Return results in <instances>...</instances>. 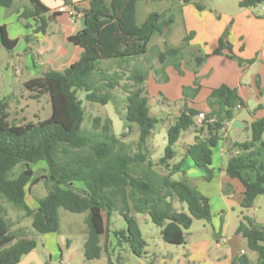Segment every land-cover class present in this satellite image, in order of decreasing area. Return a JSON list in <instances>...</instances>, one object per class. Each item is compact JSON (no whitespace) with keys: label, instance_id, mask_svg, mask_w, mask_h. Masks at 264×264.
I'll return each mask as SVG.
<instances>
[{"label":"trees","instance_id":"trees-1","mask_svg":"<svg viewBox=\"0 0 264 264\" xmlns=\"http://www.w3.org/2000/svg\"><path fill=\"white\" fill-rule=\"evenodd\" d=\"M27 1L28 7L16 11L17 19L24 22L25 29L34 27L33 34H46L48 8L39 0ZM63 1L70 5L68 0ZM81 1L87 4L86 28L68 37L70 43L82 50L79 59L63 71L49 70L24 83L32 92V99L43 94L49 96L50 115L36 123L16 124L9 120L8 100H0V197L30 218L32 229L39 234L59 232L60 209L74 214L86 213L85 261L99 259L105 250L100 240L106 237L113 213H118L126 225L125 230L115 232V235L125 239L137 256L146 242L134 214L148 215L160 229L164 243L183 245L184 232L191 227L193 220L210 223L212 214L207 197L183 179H172L180 168V163L169 168L175 155L173 146L182 132L194 128V143L186 149L183 157L203 170L204 180L210 181L212 149L221 140L224 126L234 119L236 111L245 103L236 89L225 84L212 89L206 99L209 113L201 120L200 126L196 128L195 125L198 111L185 107L167 129L163 156L156 163L148 160L144 148L158 120L149 113L143 87L145 75L152 71L157 83H165L168 81L165 69L170 66L182 75L191 34L183 38L181 47L171 48L163 42L162 50L152 47L148 51L151 36L158 34L165 39L174 25L175 16L170 10L152 12L138 25L136 3L147 0H111L109 6L104 0ZM179 1L182 5H193L198 11L206 9L197 0ZM13 5L14 0H0V6L5 9H11ZM70 6L82 17L80 7ZM238 6L256 9L264 7V0H238ZM228 34L226 28L212 53L235 58L240 67L252 64L253 60L244 62L233 55ZM30 40V35H26L25 41ZM16 44L17 40L9 39L5 25H1L0 46L11 51ZM191 52L196 73L208 55L199 47ZM147 55L153 56L156 68L138 64L130 66L140 58L148 64ZM102 62L111 63L110 74L101 68ZM122 80L127 83L121 85ZM117 87L126 92L124 114L120 119L126 134L115 135L111 120L99 116L92 120L93 131L83 129L84 109L77 93L83 92L84 100L90 103L107 105L113 103L112 91ZM198 89L197 83L194 87H183L182 96L194 98ZM133 125L138 129L137 151L130 154L127 151L129 145L119 137L125 138L131 133ZM249 130L250 141L232 144L231 150L235 153L228 158L225 168L226 175L238 179L244 187L240 202L243 209L251 208L256 197L264 196V118L252 122ZM38 162H43L46 167V175L41 178L35 177L31 168ZM18 166L22 169L13 174ZM155 166L168 172L161 175ZM41 179L47 184L48 191L36 199L37 207L33 210L27 205L25 196ZM74 183L81 184L82 189L75 188ZM171 198L185 204L186 212L176 211L168 201ZM235 234L244 238L248 249L256 253L255 264H264V224L243 216ZM36 245L34 239L10 232L0 206V264H17ZM58 264L68 263L60 259ZM233 264H250V260L241 255Z\"/></svg>","mask_w":264,"mask_h":264},{"label":"crops","instance_id":"crops-1","mask_svg":"<svg viewBox=\"0 0 264 264\" xmlns=\"http://www.w3.org/2000/svg\"><path fill=\"white\" fill-rule=\"evenodd\" d=\"M39 1L49 10L46 14L48 27L44 35L33 34L32 29L34 27L25 29L23 27L24 22L17 19L16 11H22L23 8L28 7L27 0H14V9H9L7 12L6 10L4 12L3 9L5 8L0 6V15L8 13L9 18L7 21L3 20V18L2 20L0 19V26L5 25L8 38L17 40L16 46L23 40L26 46L25 50L32 55H28L31 57V60H25L19 54L11 56L15 65L19 66L21 64L24 66L21 67H23V71L28 75L30 74L29 79L39 77L33 74V68L43 67L42 74L49 70L63 71L69 65L76 62L82 53V50L78 46L68 41V37L74 35L79 30V21L81 19V15L72 10L70 5H77L82 10L87 9V4L81 0H68L70 5H66L63 0ZM233 1L226 4L228 5V9H226L225 5L218 6L215 3L214 10L204 9L202 11H198L191 4L182 5L179 0L138 1L135 6V17L138 25H141L150 13H161L172 8L174 16L180 19V24L178 25L181 26L180 31L174 33L172 28L165 39L158 34H153L148 43V51L152 47H158L162 50L163 42H166L167 46L171 48L181 47L184 44L183 38L191 34V39L187 44L189 47L185 54V60L182 63V75H179L171 66L165 69V73L168 76V81L165 83H157L152 71H148L145 75L143 87L148 98L149 113L157 118V124L161 122L164 128V131L162 129L159 132L160 134H153L151 132L148 137L144 148V153L147 155L148 160L154 162L157 159L158 161L163 156L166 146L167 129L174 123L175 117L185 107L195 109L198 111V114H204V116L209 113L206 99L212 89L225 84L236 89L238 95L245 103L243 108L236 111L234 119L224 126L220 133L221 140L212 149L211 165L214 161L216 167L211 181H205L204 174H202L199 168L189 158L183 157L186 149L194 143L195 129L190 128L182 132L178 141L174 144V146H179V150L174 151L175 155L169 162V168L180 163V168L176 170L175 174L183 175L182 179L184 181L208 198L209 205L211 198L207 195L206 191H208V185L215 179H218V197L223 200H225V195H228L233 190H237L240 194H243L244 187L242 183L238 179L228 177L225 173V168L228 158L235 153V151L231 150L232 144L250 141V124L255 120L264 118V11L259 15L251 9L240 8L238 0ZM104 2L109 6L111 0H104ZM139 5H142L140 6L141 23L137 22ZM150 5L155 7V9H151L154 11L148 9ZM215 13L219 15L218 18ZM258 15L260 17H257ZM29 23L32 25L31 21ZM228 24L230 25L228 41L232 47L233 55L239 57L244 62L253 60L252 64H245L243 67H240L235 58L212 53L217 47L219 36ZM26 35H30L31 37L29 42L25 41ZM196 47H199L202 53L207 54L208 57L195 73L193 71L191 51ZM148 62V67H157L156 61L152 60ZM194 83H197L199 86L197 95L194 98H184L182 96V88L194 87ZM150 103L156 106L155 110H151ZM235 120L240 123L239 127L232 126V122ZM200 123L201 121L195 117L196 128L200 126ZM216 148H219L218 152L215 150ZM167 172L165 170L158 173L166 175ZM73 186L82 189L81 184L74 183ZM25 201L31 209H36V199L31 200L25 196ZM242 216V211H240L234 221L237 222V226L242 222ZM231 218L229 213H227L225 223L223 225L221 223L217 230L213 226H211L210 230L205 229L204 237H201L192 244L190 243L189 249L185 248L189 245L185 238V243L177 246L187 251L186 255L181 258L173 257L171 254L166 256L160 254L157 256L153 253L154 249L152 250V254H150L151 250L147 251L146 257H149L152 264L236 263L241 255L247 256V254L243 249L237 250V241L229 244L224 238V231L231 222ZM186 231L184 232V236L186 235ZM108 237L110 241L112 236L109 230L106 237L101 238L100 243L104 245V240ZM234 238L243 239L246 245V240L241 238L240 235H236L235 231ZM85 239L86 234L81 239L83 244ZM218 242L219 245H217ZM156 245L166 247V243L164 242H160V244L156 243ZM38 246L37 244L35 248L36 254L40 262L46 264L45 260L40 257Z\"/></svg>","mask_w":264,"mask_h":264},{"label":"rangeland","instance_id":"rangeland-1","mask_svg":"<svg viewBox=\"0 0 264 264\" xmlns=\"http://www.w3.org/2000/svg\"><path fill=\"white\" fill-rule=\"evenodd\" d=\"M197 1L200 4L205 5L206 9L208 10H214L215 3H217L218 6L225 5L226 9H228V5L226 4L228 2H234L233 0ZM140 6L142 5H139V13L137 15L138 23H141L142 21ZM11 9H14V5ZM148 9L150 11H154L151 9H155V7L150 5ZM3 10L4 12L5 10L7 12V10L9 9ZM251 10L254 13L257 12L259 15H261V13H263L264 11L261 9V6ZM170 11L171 13H173V8ZM2 18L3 20L7 21L9 19L8 13L0 15L1 20ZM179 22L180 19L178 17H175V23L172 26L174 33L180 31L181 29V26H178L180 24ZM226 28H228L229 32L230 25L228 24L224 28V30ZM25 49L26 46L23 40L18 46L15 47L13 51H5L0 46V100L5 98L8 100L9 120L16 124L26 122L36 123L39 120L47 118L51 112L49 96L47 94H43L38 99H32V92L28 91L24 86V83L29 80L30 74L28 75L25 71H23V65L20 64L19 66H17L13 63V60L11 59L12 55L15 56L16 54H19L25 60H31L30 56L32 55H30ZM146 58L148 59V61H155L153 56L151 55H147ZM136 64L148 66L149 62L147 64L144 58H140L136 62H132L130 66ZM101 68L106 69L108 71V74H110L112 70L110 62H102ZM43 69V67H38L37 69L33 68L32 71H34L33 74L35 76H41ZM125 83L127 82L125 80H122L120 84L123 85ZM112 94L114 97L113 103H108L107 105H100L96 103H90L84 100L83 92L80 91L77 93L78 98L82 101V106L84 109V120L82 122L83 129L93 131L92 120L94 117L99 116L103 119L109 117L112 121V132L118 136H120L121 134H126L127 131L123 128V122L120 120L124 114V98L126 96V92L117 87L112 91ZM150 108L151 110H155L156 106L153 103H150ZM162 125L163 124L161 122L158 123L152 130L153 134H160L159 132L162 129L164 131ZM137 137L138 129L136 125H133L131 133L127 134L125 138L119 137L120 140H124L125 143L129 145L127 151L130 154H134L137 151ZM173 150L178 151L179 146H173ZM215 150L218 152L219 148H216ZM177 157H179V155H177ZM156 162L157 159H155L154 163ZM215 165L216 164L213 161V164L210 166V170L212 171V178L216 167ZM21 169V166L16 167L13 170V174H16ZM32 169L34 170V176L37 178H41V176L46 175V167L43 162L32 164ZM154 169L158 172L166 170L161 166H155ZM199 170L202 172V174L205 175L203 170ZM182 177L183 175L181 174H174L172 176V179L178 181L181 180ZM217 181L218 179H215L213 182H211L208 185V191H206L207 195H209V197L211 198V222L207 223L203 220H193L191 227L186 231L185 238L186 242H188L189 245L185 248L189 249L190 243L192 244L198 241L201 237H204L205 229L210 230L211 226H213L215 230H217L221 223L222 225L223 223H225L226 215L227 213H229V216H231L232 218L231 222L227 225L224 231V238L229 244L237 241V250H245L247 256L251 260L250 264H255L257 257L256 253L248 249L243 239L234 238V231L237 227V222L234 221L239 215L240 211H242L243 216L251 218L257 224H264V196L256 197L251 208L242 209L240 207L242 194H240L237 190H233L230 191L228 195H225V200H223L222 198L218 197ZM30 188V192H27L26 196L31 200L43 197L48 191V186L42 179L38 183L33 184ZM168 201H170L176 211L183 210V212H186L185 204L179 203L176 198L168 199ZM0 206L4 210V216L9 224L10 232L21 235L22 237L34 239L39 245L38 249L40 252V257L45 260L46 264H58L60 259L68 264H150L151 262L149 257H146V252L149 250H151L150 254H152V250L154 249L153 253L157 256L160 254L164 256L171 254L173 255V257L176 258H181L187 253L186 249L171 244H166V247L157 246L156 243L160 244V242H163L161 237L159 236L160 229L151 222L148 215L134 214V217L137 220L139 229L141 231L142 238L147 243V246L140 250V255H135V253L132 251L131 246H129L125 239L121 238L119 235H115V232L125 230L126 225L124 220L118 213H113L108 224V230L111 233L113 239H110L111 242L109 241V237L104 240L105 250L102 252L99 259L85 261L83 257V242H81V239L82 236L86 234V227L84 222L86 213L74 214L60 209L59 232L53 234H39L34 231V229H32L31 219L25 217L24 213L19 208L14 207L10 203H7L1 197ZM243 216L241 218H243Z\"/></svg>","mask_w":264,"mask_h":264},{"label":"water","instance_id":"water-1","mask_svg":"<svg viewBox=\"0 0 264 264\" xmlns=\"http://www.w3.org/2000/svg\"><path fill=\"white\" fill-rule=\"evenodd\" d=\"M88 10L87 9H82V17L79 21V29L83 30L86 28V14ZM233 127H239L240 123L238 121H233L232 122ZM41 264L40 259L38 258L35 249L31 250L28 254H26L17 264Z\"/></svg>","mask_w":264,"mask_h":264},{"label":"built area","instance_id":"built-area-1","mask_svg":"<svg viewBox=\"0 0 264 264\" xmlns=\"http://www.w3.org/2000/svg\"><path fill=\"white\" fill-rule=\"evenodd\" d=\"M262 10H264V7H262ZM204 118V114H198L197 116H196V119L197 120H202ZM217 245H219V242L217 243Z\"/></svg>","mask_w":264,"mask_h":264}]
</instances>
